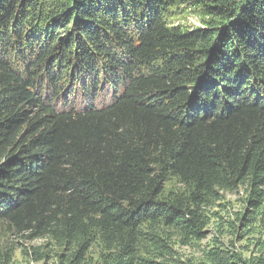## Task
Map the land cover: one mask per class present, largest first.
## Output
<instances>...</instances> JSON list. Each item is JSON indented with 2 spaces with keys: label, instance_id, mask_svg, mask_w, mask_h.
Here are the masks:
<instances>
[{
  "label": "trees",
  "instance_id": "1",
  "mask_svg": "<svg viewBox=\"0 0 264 264\" xmlns=\"http://www.w3.org/2000/svg\"><path fill=\"white\" fill-rule=\"evenodd\" d=\"M0 228L45 242L0 264H264V0H0Z\"/></svg>",
  "mask_w": 264,
  "mask_h": 264
},
{
  "label": "rangeland",
  "instance_id": "2",
  "mask_svg": "<svg viewBox=\"0 0 264 264\" xmlns=\"http://www.w3.org/2000/svg\"><path fill=\"white\" fill-rule=\"evenodd\" d=\"M204 22V15L201 11H199L198 7H191L190 5H181L178 9V14L175 18H173V23L182 25L183 27L194 29L202 26ZM174 186V182L170 181L166 183L167 188H172ZM246 198V193L244 190H238L234 192H226L223 194V198L220 200L219 203H222L225 205L224 207H215V211H220V214L224 218V221L231 220L233 221L235 219V213L240 212L244 207V199ZM216 221H218L217 218L215 220H212V224L208 228V232L211 233L207 240H205V243L209 242V240L212 238L215 233H217L216 230ZM221 221V220H219ZM7 232V231H6ZM0 235L4 237L5 241H9L10 243H22L24 247H29L30 245L39 246L44 244L45 242L43 240H33L29 241L26 238H21V236H13L9 233H5L4 229L0 228ZM255 237L253 235H249L240 242H237V245L245 246L252 244L250 242L252 241V238ZM256 237L258 235L256 234ZM225 240L229 238V236L224 235L223 237ZM264 239V236H263ZM253 247V246H252ZM182 251L188 253L191 250L188 248H182ZM248 253V252H247ZM12 264H57L54 259L45 258L42 261H34L30 260L28 256H22L20 253V250L18 249L15 253L14 261Z\"/></svg>",
  "mask_w": 264,
  "mask_h": 264
}]
</instances>
